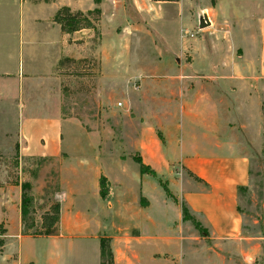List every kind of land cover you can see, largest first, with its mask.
I'll use <instances>...</instances> for the list:
<instances>
[{"label": "crops", "instance_id": "0c3cea01", "mask_svg": "<svg viewBox=\"0 0 264 264\" xmlns=\"http://www.w3.org/2000/svg\"><path fill=\"white\" fill-rule=\"evenodd\" d=\"M29 4L28 7L27 0H0V99H10L15 104L16 130L22 143L20 155L59 158L87 151L92 155L88 157L90 160L79 161L78 168H57L55 200L59 215L53 236L21 235L20 186L9 185L8 190L7 185L0 184L4 206L14 209L13 218L0 221L14 219L9 236L16 239L2 248L0 264H62L66 252H84L85 248L77 244L82 241L94 244L93 263L99 264L100 239L108 241L113 264H173L165 254L181 252L182 246L170 249L169 242L177 234L165 214V197L160 192L161 207L157 209L148 194L151 189H160L156 179L166 178L174 167L195 180L181 198L192 214L201 218L211 236L220 240L237 237L241 228L237 189L248 183L249 157L219 127L216 108L207 93L198 94L201 88L197 86L187 87L189 93L195 94L180 103L179 97H171L175 89L158 86L157 114L143 118L136 141L141 162L154 176L140 174L137 165L124 168L128 161H133L131 158L99 154L101 138L97 133L84 131L72 117L63 118L57 111L59 105L56 108L49 103L46 108L51 107L52 111L32 113L36 106L25 95L31 86L27 81L39 78L31 71L33 56L50 53L52 48L59 55L63 41L84 30L65 34L52 17L60 8L84 13L90 9L92 0H34ZM212 8L214 13L207 14L210 24L206 28L210 29L214 20L219 21L221 14L224 15L221 22L227 24L237 19L240 24L236 31L230 28L228 32L232 39L227 44L229 52L219 55L205 44L194 42L188 75L173 77L199 82L264 81V0H218ZM151 120L158 124L161 139L151 132ZM64 125L75 131L74 135L84 140L86 146L77 143L67 146L63 140ZM107 162L116 168H103ZM101 183L103 196L99 193ZM177 217L180 222L181 215ZM31 238L46 239L49 245L40 253L25 254L21 246L8 253L11 242Z\"/></svg>", "mask_w": 264, "mask_h": 264}, {"label": "rangeland", "instance_id": "374dc122", "mask_svg": "<svg viewBox=\"0 0 264 264\" xmlns=\"http://www.w3.org/2000/svg\"><path fill=\"white\" fill-rule=\"evenodd\" d=\"M27 1L28 7L34 2ZM217 2H93L90 9L84 11H98V19L92 28L63 41L59 55L49 48L50 53L33 56L31 71L39 78L35 76L34 81H27L31 86L27 87L25 95L36 106L32 113L52 111L51 107L46 108L49 103L55 104L56 108L59 105L57 111L63 118L72 117L84 131L97 133L101 138L99 154L134 160L139 157L136 141L141 122L150 113L152 116L157 114L158 86L175 89L171 97H179L180 103L185 101V97L195 94L189 93L187 87H200L198 94L206 92L216 108L221 130L228 132L239 151L249 157L248 183L237 192L241 228L237 237L220 240L211 236L198 216L189 214L191 221L181 218L179 222L177 216L181 215L183 203L181 195L191 188L195 180L186 171L174 167L166 178L156 179L160 189H151L148 194L151 204L160 209L162 192L166 201L165 214L172 220L171 226L177 234L169 242L170 249H176L179 244L182 246L181 252L166 253V259L173 264H264V81L246 83L209 79L199 82L188 77H173L188 75L194 42L205 44L219 55L229 52L227 44L232 39L228 32L230 28L233 31L239 28L237 19L227 24L221 22L224 15L220 12V20H214L210 29L197 28L199 15L211 16L214 13L212 7ZM58 12L52 17L57 21ZM234 39L236 41L237 38ZM181 89L182 93H179ZM150 122L151 132L161 139L158 124L155 120ZM16 124L14 102L0 99V184L4 183L3 186L7 185L9 190V185L27 183L28 194L33 199V218L39 222L48 204L56 201L57 168H78L79 161L90 160L88 157L92 153L87 151L59 158L20 155L22 143L18 139ZM62 130L67 146L71 144L73 147L74 143L86 146V142L74 135L76 132L68 125H64ZM136 165L134 161H128L124 168H136ZM103 168L116 167L107 162ZM13 217L14 209L5 207L0 198V219ZM12 222L14 219L0 221V240L4 245L16 240L9 236ZM104 224L108 225L107 222ZM153 228L156 232L155 219ZM77 244L85 248L84 252H66L62 264H94V244L89 241ZM48 245L49 241L43 238L23 239L21 243L11 242L8 253L19 246L25 254L40 253Z\"/></svg>", "mask_w": 264, "mask_h": 264}, {"label": "trees", "instance_id": "16d2710c", "mask_svg": "<svg viewBox=\"0 0 264 264\" xmlns=\"http://www.w3.org/2000/svg\"><path fill=\"white\" fill-rule=\"evenodd\" d=\"M101 0H93L94 3L98 4ZM155 1H164V0H155ZM94 16L93 19L90 18ZM98 19V11L93 12H74L71 13L67 9H63L58 12V24L60 26L61 32L65 34H70L75 31L82 29L92 28L93 22ZM138 165V170L140 174H149L152 177L154 173L149 169L148 166L144 165L140 158L137 157L133 160ZM240 187L237 189V192L243 189ZM20 224H21V234L29 236H53L57 231L58 215H59V204L56 201L50 202L48 208L40 215L39 222H35L33 218V207H32V196L28 194V184L21 183L20 185ZM100 195H104V190L100 189ZM103 191V192H102ZM181 218L183 221L192 220L189 214L192 212L183 202L180 207ZM3 232L1 235H4ZM3 238V236H1ZM4 241L0 240V253ZM99 264H113L112 255L109 248L108 241L106 239L99 240Z\"/></svg>", "mask_w": 264, "mask_h": 264}, {"label": "water", "instance_id": "95a60500", "mask_svg": "<svg viewBox=\"0 0 264 264\" xmlns=\"http://www.w3.org/2000/svg\"><path fill=\"white\" fill-rule=\"evenodd\" d=\"M209 26V22H208V19L206 17L205 14H200L199 17H198V24H197V28L199 30L201 29H204L206 27Z\"/></svg>", "mask_w": 264, "mask_h": 264}, {"label": "built area", "instance_id": "2783aa9c", "mask_svg": "<svg viewBox=\"0 0 264 264\" xmlns=\"http://www.w3.org/2000/svg\"><path fill=\"white\" fill-rule=\"evenodd\" d=\"M120 104H117V106H119Z\"/></svg>", "mask_w": 264, "mask_h": 264}]
</instances>
